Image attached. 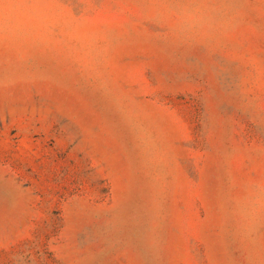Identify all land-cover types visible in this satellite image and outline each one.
<instances>
[{
    "label": "rangeland",
    "instance_id": "rangeland-1",
    "mask_svg": "<svg viewBox=\"0 0 264 264\" xmlns=\"http://www.w3.org/2000/svg\"><path fill=\"white\" fill-rule=\"evenodd\" d=\"M0 264H264V0H0Z\"/></svg>",
    "mask_w": 264,
    "mask_h": 264
}]
</instances>
